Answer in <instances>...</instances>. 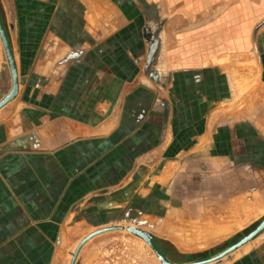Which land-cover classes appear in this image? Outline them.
<instances>
[{
	"label": "crops",
	"instance_id": "1",
	"mask_svg": "<svg viewBox=\"0 0 264 264\" xmlns=\"http://www.w3.org/2000/svg\"><path fill=\"white\" fill-rule=\"evenodd\" d=\"M0 19V264H69L103 229L75 264L121 245L161 264L127 227L197 263L264 219V0H0ZM199 264H264V229Z\"/></svg>",
	"mask_w": 264,
	"mask_h": 264
},
{
	"label": "water",
	"instance_id": "2",
	"mask_svg": "<svg viewBox=\"0 0 264 264\" xmlns=\"http://www.w3.org/2000/svg\"><path fill=\"white\" fill-rule=\"evenodd\" d=\"M0 39H1V43H2L3 49L5 51L7 64H8L10 75H11V89L8 92V94L3 99L0 100V107H2L4 104H6L10 100H12L14 95L17 92V74H16V69H15L13 56H12V53H11V50H10V47H9V43H8V40H7V37H6V34H5L4 27H3L2 22H1V19H0ZM119 229H121V228H119ZM263 229H264V219L260 222V224L253 231H251L249 234H247L246 236L241 238L238 242H236L235 244H233L232 246H230L229 248H227L226 250H224L223 252H221L220 254L215 256L214 258H211V259L206 260V261L197 262V263H190V264H199V263H205V262H210V261H214V260L220 259V258L224 257L225 255L229 254L230 252L234 251L235 249L239 248L240 246H242L243 244H245L249 240H251L259 232H261ZM108 230H110V229L99 230V231H96V232L90 234L89 236H87L79 244V246L77 247L76 251L74 252V254L72 256L70 264L74 263L75 258L77 256L79 250H80V247L87 240H89L92 236H94L96 234H100V233H103V232L108 231ZM126 231L131 233V234H134V235L138 236L139 238H141L153 250V252L155 253L157 259L160 261L161 264H172L157 249V247L154 245V243L152 241V237L148 233L143 232L141 230H138V229H136L134 227H127Z\"/></svg>",
	"mask_w": 264,
	"mask_h": 264
},
{
	"label": "built area",
	"instance_id": "3",
	"mask_svg": "<svg viewBox=\"0 0 264 264\" xmlns=\"http://www.w3.org/2000/svg\"><path fill=\"white\" fill-rule=\"evenodd\" d=\"M129 248L130 247H128L127 245H121L120 248L118 249L117 247H115V249H117L119 254L112 253L111 249H108L104 257L105 263L106 264H116L117 262H119V257L121 256L120 258L123 260V264H139L137 257L134 255V253Z\"/></svg>",
	"mask_w": 264,
	"mask_h": 264
},
{
	"label": "rangeland",
	"instance_id": "4",
	"mask_svg": "<svg viewBox=\"0 0 264 264\" xmlns=\"http://www.w3.org/2000/svg\"><path fill=\"white\" fill-rule=\"evenodd\" d=\"M159 56H160V55H159ZM128 233H129V232H127V231H125V230L123 231V235H124V234H125V235H128ZM81 242H82V241H81ZM78 246H79V245H78ZM78 246H77V247H78ZM77 247L75 248L74 252L76 251ZM80 248H81V247H80ZM74 252L71 254V259H72V256H73ZM76 258H77V256H76ZM76 258H75V261H74L73 264L76 263ZM71 259H70V263H71ZM70 263H69V264H70Z\"/></svg>",
	"mask_w": 264,
	"mask_h": 264
},
{
	"label": "bare ground",
	"instance_id": "5",
	"mask_svg": "<svg viewBox=\"0 0 264 264\" xmlns=\"http://www.w3.org/2000/svg\"><path fill=\"white\" fill-rule=\"evenodd\" d=\"M74 252V251H73ZM71 259V258H70Z\"/></svg>",
	"mask_w": 264,
	"mask_h": 264
}]
</instances>
